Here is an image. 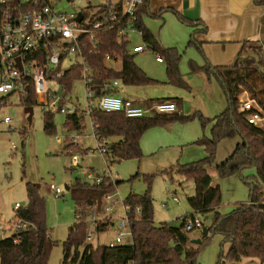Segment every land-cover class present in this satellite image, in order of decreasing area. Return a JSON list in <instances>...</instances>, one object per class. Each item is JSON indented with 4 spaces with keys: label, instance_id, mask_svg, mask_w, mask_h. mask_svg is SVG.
<instances>
[{
    "label": "trees",
    "instance_id": "trees-1",
    "mask_svg": "<svg viewBox=\"0 0 264 264\" xmlns=\"http://www.w3.org/2000/svg\"><path fill=\"white\" fill-rule=\"evenodd\" d=\"M256 5L264 6V0H254ZM149 0L139 7L137 28L143 41L167 61V76L169 83L177 88L190 89L179 70L180 56L174 48H163L144 23V16L162 18L164 9L151 13ZM106 5L94 8L97 14L107 11ZM99 8V9H98ZM122 9V0L117 6ZM171 9V8H170ZM170 9H167L168 11ZM173 13L194 26L173 9ZM0 6V22H1ZM197 22L195 25H200ZM207 31V30H206ZM99 54L89 56V62L96 73L95 95L104 94L103 83L111 79H120L123 86L156 85L159 82L149 78L135 63L134 55L128 53V44L119 42L116 31H107L101 34ZM189 46H195L202 54L201 44L197 42L195 34L190 37ZM115 53L123 63L122 69L110 70L105 63V56ZM196 67V66H194ZM206 76L208 81L212 77L219 81L228 101V108L215 118H208L198 113L196 116H184L179 112L180 99H172L177 110L172 114L153 112L146 117L128 119L121 113H106L95 110L91 114L94 122V131L99 139H118V142L108 143V152L105 156L108 163L126 160H141L143 151L141 140L143 135L154 127L174 122H188L199 117L203 129L211 126L210 137L206 135L198 140L197 144L204 146L207 157L202 160L178 165L170 171L175 172L188 180H193L196 194L189 199L192 213L207 215L216 211L220 206L221 194L219 186H212V178L208 169L214 167L221 178L240 175L245 169L255 167L256 178L244 179L250 186L248 203L240 206L229 215L223 216L216 212L211 226L206 228L219 234L224 241L230 244L227 258L239 262L243 257L258 259L264 264V129L256 128L246 120L247 113L241 111L240 96L248 93L251 99L256 100L264 108V51L263 45L258 42L245 43L233 65L214 67L205 58L204 66L193 68ZM81 67H73L63 77L62 81L69 87L73 81L80 78ZM26 108H33L36 103L33 89L28 96L23 97ZM170 101L165 99L150 100L147 107L157 102ZM25 108V109H26ZM66 128L69 131L81 132L86 127L87 115L83 111L66 115ZM44 130L54 134L56 127L53 114L44 112ZM239 136L243 143L237 145L234 153L223 163L215 165L217 145L224 139ZM74 139L69 145L72 146ZM68 150V148H67ZM139 177V174L136 176ZM149 185L152 178L146 177ZM120 181L111 182L104 178L102 184L76 183L67 186L73 194L77 204L76 223L68 230V236L62 243V264H197L200 248L191 244L188 232L185 231L184 221L180 227H172L166 223L156 224L154 220L153 199L150 191L142 196L131 194L123 202L130 208L129 226L132 232V244L109 247L93 244L86 241L89 229V220L93 212H103V198L105 195L116 192ZM29 206L16 212V220L29 223L28 230L13 238H0V264H48L51 252L56 242L51 240L46 224L45 204L36 186L27 187ZM138 210L140 211L138 213ZM191 214V213H190ZM113 225L112 218L98 221L97 232L104 233ZM203 227L204 222H203ZM207 237L204 239L206 240Z\"/></svg>",
    "mask_w": 264,
    "mask_h": 264
},
{
    "label": "rangeland",
    "instance_id": "rangeland-1",
    "mask_svg": "<svg viewBox=\"0 0 264 264\" xmlns=\"http://www.w3.org/2000/svg\"><path fill=\"white\" fill-rule=\"evenodd\" d=\"M78 1V0H76ZM83 0L82 5L72 6L69 10L84 9L90 6L97 8L109 1L117 3L119 0ZM1 2V0H0ZM65 4H60L59 7ZM79 10V9H78ZM149 24L145 23L154 37L159 36L160 27L164 24L162 18H152L146 16ZM264 26V22H263ZM193 31L190 32V37ZM166 42L162 43L164 48H174L177 50L180 61L179 70L186 82H190V89L177 88L169 83L167 76V61L159 65L156 63L158 53L153 50L135 55L134 63L151 79L158 81L156 85L133 86L129 90L137 91L136 97L139 100L147 97H161L171 91L177 93L175 99H180L179 112L184 116H196L201 113L205 117L214 118L228 108L227 97L217 80L212 77L208 81L206 76L193 72L195 66L191 57V49H194L199 56L205 60L195 46H189L190 38L187 41L182 33L168 29L165 33ZM184 37V38H183ZM133 45H145L146 43L138 36L132 37ZM194 52V51H193ZM68 58L63 69H68L74 59ZM236 56L227 55L221 59L225 65H233ZM109 67L121 69L120 63H107ZM189 74L186 77L185 74ZM184 74V75H183ZM52 89L59 90L56 84H51ZM125 88V87H123ZM153 95V96H152ZM25 96L13 94L10 96L0 95V102L5 105L0 108V119L9 117L12 122L10 126L0 124V226L7 230L9 234L10 226L16 220V204L22 209L29 206L27 187L38 185L41 198L45 204L46 224L51 240L57 244L53 248L48 264H62L63 247L62 243L68 236V230L76 221L77 204L73 199L67 186L76 183H92L87 178V171L94 170L96 174L104 175L110 173L114 181H120L115 197L119 200V206L113 212V225H110L104 233L96 231L95 226L90 223V230L93 234L91 243L107 245L114 239L115 228L123 216L121 203L131 195L142 196L148 191L153 199L154 220L156 224L166 223L172 227H180L185 213H191L189 199L196 194L193 180L170 171L178 165H187L207 157L204 146L197 144L203 138V133L210 137L211 127L205 130L199 117L188 122H174L148 130L142 137L141 148L143 158L141 160H126L115 163H108L105 157L100 156L97 142L94 138V129L91 122L86 118V127L81 132L69 131L66 128L67 116L57 110H43L37 103L33 105L32 121L29 123L28 114L25 113ZM68 101L65 107H74L80 110L86 108L85 87L82 81L73 84L72 92L67 96ZM188 98V99H186ZM250 98L248 93L242 94L240 100ZM44 112L52 113L56 127L54 134H48L44 130ZM11 128V130H10ZM199 135L191 140L194 135ZM189 137H191L189 139ZM75 139L77 145H69L71 139ZM243 143L239 136L224 139L217 145L215 165L225 162L235 151L238 144ZM67 144V149L65 146ZM87 149L94 150L85 154ZM203 153H201V152ZM80 156V165L72 164V156ZM212 178V186L220 187L221 201L216 211L207 215H200L205 228L211 226L216 212L226 216L248 203L250 199V186L244 179L256 178L257 169L255 167L245 169L241 176L234 175L221 178L216 169H208ZM139 174V177H136ZM146 177H151L149 185ZM244 178V179H243ZM54 185L63 190V195L55 197L50 186ZM175 194L179 199L178 203L170 199V194ZM182 220V221H181ZM190 240L201 238L202 230H195L188 234ZM1 237V235H0ZM126 244L132 243V239H125ZM193 245V244H192ZM197 264H261L258 259L243 257L241 261L234 262L227 258L230 251V244L224 238L211 232L207 239L199 245Z\"/></svg>",
    "mask_w": 264,
    "mask_h": 264
},
{
    "label": "built area",
    "instance_id": "built-area-1",
    "mask_svg": "<svg viewBox=\"0 0 264 264\" xmlns=\"http://www.w3.org/2000/svg\"><path fill=\"white\" fill-rule=\"evenodd\" d=\"M108 4V10L97 14L96 9L90 6L84 9L69 10L67 8L82 5L83 0H1V22H0V95L10 96L20 94L28 96L30 89L36 97V103L43 107V110H57L65 115L75 114L83 111L77 107L66 108L68 95L71 94L73 84L82 81L85 87L86 108L83 111L91 122L94 129V122L91 114L95 110L106 113H121L128 119L146 117L153 112L160 114H172L176 112V104L172 101L154 103L150 107L136 105L131 100L122 98L118 94L122 86L120 79H111L103 83L104 94L95 95L96 73L88 60L89 56L98 55L100 36L107 31H116L119 42L128 44V53L138 55L151 51V47L145 45H133V35H141L137 28L139 7L144 0H122L120 4ZM86 3H90L86 0ZM60 4H65L59 7ZM100 8V7H99ZM98 8V9H99ZM79 14H82L81 21H78ZM264 51V45H263ZM74 59L68 69H63L64 62ZM157 61L162 63L163 57L157 56ZM122 63L115 53L105 56V63ZM123 64V63H122ZM80 66L81 74L79 80H75L69 87L62 81L63 77L73 67ZM107 67L113 71L118 69ZM51 84H56L59 90H54ZM5 104L0 102V108ZM241 111L246 112V120L256 128L264 129V108L256 100L247 98L242 102ZM12 120L9 117L0 119V124L10 126ZM11 130V128H10ZM94 138L100 156L105 157L108 152L106 139H99L94 131ZM73 139V138H72ZM72 164L80 165V156H72ZM115 182L111 174L90 175L91 184L100 185L104 178ZM55 197L63 195V190L54 185L50 186ZM117 193L105 195L103 198V212H93L89 220L97 228L98 221L105 218H113V212L119 206L116 200ZM170 199L178 203L179 199L175 194H170ZM22 207L16 204L15 210ZM123 216L120 218L116 228L113 242L107 246L113 248L125 243V239H132V232L129 226L130 208L121 203ZM140 211L138 210V213ZM185 231L191 233L195 230H203V221L200 214L192 213L184 218ZM31 225L27 222L17 221L7 230L0 226L2 239L13 238L21 232L28 230ZM97 231V229H96ZM93 234L90 226L86 235V241L91 242ZM132 244V243H130Z\"/></svg>",
    "mask_w": 264,
    "mask_h": 264
},
{
    "label": "crops",
    "instance_id": "crops-1",
    "mask_svg": "<svg viewBox=\"0 0 264 264\" xmlns=\"http://www.w3.org/2000/svg\"><path fill=\"white\" fill-rule=\"evenodd\" d=\"M149 1H150L149 2L150 12L152 14L162 9L165 10L164 13L162 14L163 15L162 21L164 24L159 29L160 30L159 36L155 37L158 43L162 47H163L162 43L164 42H166L167 44L170 43V41L168 42L167 40H165L166 38L164 35V33L169 28L178 31V33H182L183 36L186 37L187 41L190 38L189 36L190 32L193 31L197 42L201 44L203 54L208 59L210 64L214 67L228 66L225 65V63H222L221 59L225 57V54L236 56L237 59L238 54L240 53L245 43L252 44L254 42H258L260 45L261 44L264 45V26H263L264 6L256 5L254 0H149ZM109 3L117 4V3H112L111 1H109ZM170 8L173 9L176 13H178V15L182 16L184 20L193 23L194 26L191 27L190 25H188V23H185L182 19H178V17L175 15V13L171 11ZM167 9L170 10L168 11ZM143 19L146 25L147 23L149 24L150 20H148L146 16H144ZM198 21L201 22L200 25H195ZM136 36L142 38V35L139 34L133 35V37ZM198 53L194 49H191V57L189 60H194V62L192 63H194L196 67L204 66L205 60L203 59L202 56H199L200 54ZM157 56L155 58L156 63L159 65L165 64L164 63L165 61H163L162 63L158 62ZM120 64L122 69L123 64L122 63ZM185 76L189 77V74L187 73L185 74ZM130 87L133 86L122 85L118 90L119 96L131 100L136 105L142 107H147V104L150 100L165 99L171 101L172 99L179 98L176 97L177 93L175 91H171V93H167L166 95H162L161 97H156V98L147 97L146 99L139 100L136 97L137 91L129 90ZM210 127H212V125ZM204 135L205 134L203 133V136ZM198 136L199 135L197 134L196 136L194 135V137L191 140L194 142V138H197ZM190 138L191 137H189V139ZM118 141H119L118 139H108L107 143H114ZM73 145H76L75 139L73 141ZM65 149H67V144L65 146ZM91 151L93 152L94 150L87 149L85 151V154L87 155V153ZM86 175L87 178H89L90 175L97 176L99 174H96L94 170L89 169ZM189 214L190 213H185L181 217V219L184 220V218ZM113 240H111V242H113Z\"/></svg>",
    "mask_w": 264,
    "mask_h": 264
},
{
    "label": "water",
    "instance_id": "water-1",
    "mask_svg": "<svg viewBox=\"0 0 264 264\" xmlns=\"http://www.w3.org/2000/svg\"><path fill=\"white\" fill-rule=\"evenodd\" d=\"M82 19V14H79L78 16V21H81ZM25 113L28 114V121L29 123H31L32 121V116H33V108H26L25 109ZM36 187H39L38 185H35ZM66 190H69L68 187H66ZM209 235V231L206 228H203L202 230V236L199 239L196 240H191V244L193 245H199L202 243L203 239H205L206 237H208Z\"/></svg>",
    "mask_w": 264,
    "mask_h": 264
}]
</instances>
